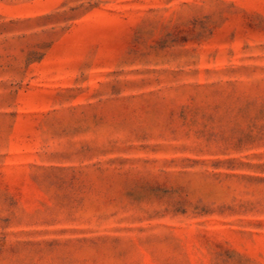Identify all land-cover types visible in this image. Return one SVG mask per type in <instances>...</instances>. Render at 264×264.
I'll return each instance as SVG.
<instances>
[{
  "label": "rangeland",
  "instance_id": "obj_1",
  "mask_svg": "<svg viewBox=\"0 0 264 264\" xmlns=\"http://www.w3.org/2000/svg\"><path fill=\"white\" fill-rule=\"evenodd\" d=\"M0 264H264V0H0Z\"/></svg>",
  "mask_w": 264,
  "mask_h": 264
}]
</instances>
